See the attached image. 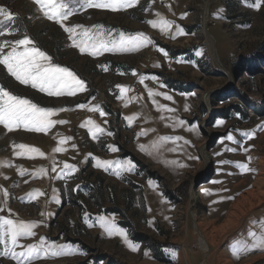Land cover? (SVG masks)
<instances>
[{"label":"rangeland","instance_id":"374dc122","mask_svg":"<svg viewBox=\"0 0 264 264\" xmlns=\"http://www.w3.org/2000/svg\"><path fill=\"white\" fill-rule=\"evenodd\" d=\"M0 7L14 17L0 23V30L14 29L0 40L27 35L30 47L84 82L75 95L49 96L0 65V87L65 122L43 132L0 124V216L35 223V234L18 245L44 237L61 253L28 264H264V246L248 235L264 233V0L79 9L63 21L82 26L76 43L84 29L149 38L138 50L96 55L72 46L33 0H0ZM161 19L171 22L163 32L146 23ZM148 90L159 95L150 98ZM20 144L38 151L14 147ZM196 232L209 242L222 239L208 258ZM2 252L0 245V264H17Z\"/></svg>","mask_w":264,"mask_h":264},{"label":"snow or ice","instance_id":"6c2138e0","mask_svg":"<svg viewBox=\"0 0 264 264\" xmlns=\"http://www.w3.org/2000/svg\"><path fill=\"white\" fill-rule=\"evenodd\" d=\"M38 6L39 10L49 20H54L60 24L64 31L69 34V39L73 40L74 47H78L83 53L87 49H91L89 54L96 55L102 51H134L145 46L148 41L143 33H136L132 36L120 35L118 39L111 37V35H105L99 33L96 36H92L88 29H84L81 33L82 39L79 43H76L74 37L76 36V29L82 28L80 25L73 27H66L63 21L68 20L79 9L85 7H95L98 9H107L111 11L124 10L129 7H133L138 3V0H76L77 7H70L64 0H33ZM259 7V2L254 5ZM147 10V9H145ZM159 16V13H156ZM0 23L12 20L13 14L6 12L4 8L0 7ZM152 27H157L159 23L161 25L160 30L163 32L171 25L170 21H146ZM14 34V29L0 30V37L5 35ZM175 38V37H173ZM33 45V41L24 35L22 38L12 40H0V65H3L9 75L15 78L19 83L28 85L32 88L38 89L40 92L47 93L49 96H61V95H75L77 91L84 90V82L77 78V76L66 67H59L50 63L51 58L47 56L43 51L39 50ZM10 50L7 53L4 52L5 48ZM166 55V53H164ZM136 73L133 72V75ZM143 79H141V83ZM121 91H125L121 88ZM149 97L159 95V93H153L152 90H148ZM165 99H171L169 96H165ZM83 107V105H79ZM158 110L173 111V109H165L161 106H157ZM90 111H97V107H92ZM53 109H47L39 107L31 100L21 98L12 94L10 91L0 87V124H2L9 131L14 128L23 127L25 130L43 132L46 131L53 123H65L64 121H52L49 119L54 114ZM104 113L101 112V115ZM88 123H93L89 121ZM218 124L221 122H217ZM91 131V130H90ZM245 136H251V133H243ZM160 141H179L180 137H160ZM228 140H233L231 135L227 136ZM187 143V141H185ZM20 149H26L31 152L38 151L35 148H28V146L20 144L15 145ZM143 150V146H141ZM115 151V148H111ZM175 151V149H172ZM55 152L61 151L60 148L54 149ZM41 155H43L41 153ZM108 164L109 162H104ZM224 163V162H222ZM131 165V162H128ZM99 166V165H98ZM237 167L242 170H249L245 165L237 164ZM68 168V165H65ZM41 172L43 169L40 170ZM218 182V181H214ZM35 191V190H34ZM7 196V193L5 192ZM232 199V197H228ZM264 223V222H262ZM35 227L34 222H24L19 220H13L0 216V245H3L2 254L5 256L11 255V257L17 260V264H28L29 261L36 258H47V255L61 254L55 250L53 244L46 245V238L41 237L39 243L18 245V241L21 238L31 237L35 233L32 229ZM105 230L109 233L113 231L110 224L104 225ZM126 235V234H125ZM255 241L254 246H264V233L257 238L255 232H249L248 234ZM240 242H237L239 246ZM22 247L24 250L16 252L17 247ZM63 249V245L58 246ZM245 247H247L245 245ZM133 250H135L133 248ZM43 254V255H42Z\"/></svg>","mask_w":264,"mask_h":264},{"label":"bare ground","instance_id":"6f19581e","mask_svg":"<svg viewBox=\"0 0 264 264\" xmlns=\"http://www.w3.org/2000/svg\"><path fill=\"white\" fill-rule=\"evenodd\" d=\"M212 40H211V38H210V36H209V38H207V45L208 46H210V50H211V52H213V46H212ZM214 57H216V56H214ZM261 180V179H260ZM241 201V200H240ZM239 204H241V203H238V205ZM236 207H237V205H236ZM239 209V208H238ZM238 212V211H237ZM238 215L235 213V212H232L231 213V218H236V220L238 221V217H237ZM234 223V222H233ZM238 223V222H237ZM234 224H236V223H234ZM234 224H233V226H234ZM197 233V247L201 250V252L205 255V257L207 256V258L209 257V255H210V246L211 245H216L217 246V244H219V243H221V240L219 239V241L217 242V243H214L213 241H211V242H209L206 238H204L200 233H198V232H196ZM206 258V259H207ZM202 264H208L206 261L204 262V263H202Z\"/></svg>","mask_w":264,"mask_h":264}]
</instances>
